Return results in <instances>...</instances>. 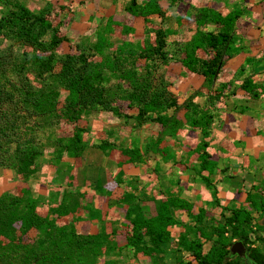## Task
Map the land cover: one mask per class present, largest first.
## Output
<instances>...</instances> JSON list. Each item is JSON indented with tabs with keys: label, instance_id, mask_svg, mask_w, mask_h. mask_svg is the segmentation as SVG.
Masks as SVG:
<instances>
[{
	"label": "trees",
	"instance_id": "16d2710c",
	"mask_svg": "<svg viewBox=\"0 0 264 264\" xmlns=\"http://www.w3.org/2000/svg\"><path fill=\"white\" fill-rule=\"evenodd\" d=\"M12 1L11 7L4 4L8 9L0 18V169L13 171L17 177L27 180L41 167L39 162L47 146L54 149L52 163L63 167V155L69 160L80 156L81 150L72 144L83 141L84 130L76 126L70 137H58L54 130L63 121L76 123L84 113L103 111L121 119L134 118L138 126L147 121L156 122L170 137L184 124L198 128L202 139L194 151L201 172L206 173L200 177L215 192L209 175L216 163L207 153L212 114L194 103L193 96L178 104L168 90L169 85L159 77V69L171 59L165 51V31L156 30L154 43L145 45L140 51L128 42L112 49L113 43L105 36L110 30L109 23L98 31L99 35L104 34L101 42H82L76 44L74 54L60 55L57 48L66 39L59 36V28L49 20L50 6L36 15L17 0ZM176 2L171 0V3ZM125 11L145 20L151 15L163 16L157 0H147L142 5L129 0ZM194 15L197 30L184 45L190 54L182 64L211 85L226 55L233 24L230 18L206 8L196 10ZM208 24H214L218 32L203 31ZM47 35L48 41L45 40ZM205 45L215 49L213 60L195 58L194 51ZM95 56L101 58V63L93 68L89 59ZM241 88L257 98L250 80L245 79ZM182 109L186 111L184 123L176 118ZM169 110H172L170 115ZM104 145L108 142L92 148ZM148 149L164 159L168 156L167 150L157 143L151 142ZM125 154L131 161L141 160L139 149L125 150ZM81 198L78 190H66L61 205L51 208L50 215L63 217L75 212L81 207ZM135 201L137 199L129 202L126 213L132 225L129 241L148 254V247L144 245L146 239L151 244L169 241L167 228L177 223L172 209L188 203L168 198L158 205L155 216L147 217ZM246 203L247 208L229 209L228 216L222 213L216 225H203L204 211L199 210L195 216L197 225L192 228V235L189 234L194 240L186 236L178 244L201 264H235L233 259L226 262L232 239L247 241L253 212L264 213V191L253 186ZM30 230L38 232L40 237L26 249L24 259L18 264H97L103 248L107 255L114 252L108 235L79 234L73 224L57 227L53 220L37 214L34 198L3 193L0 196V264H16L12 260L14 252L20 239ZM204 241L213 243L206 254L203 253ZM245 264H264V260L257 253H251Z\"/></svg>",
	"mask_w": 264,
	"mask_h": 264
},
{
	"label": "crops",
	"instance_id": "0c3cea01",
	"mask_svg": "<svg viewBox=\"0 0 264 264\" xmlns=\"http://www.w3.org/2000/svg\"><path fill=\"white\" fill-rule=\"evenodd\" d=\"M146 1L136 0L141 5ZM17 2L36 15L49 5L52 25L59 28V34L67 42L77 44L101 42L104 34L99 35L98 31L110 23L105 36L113 43V49L128 42L140 51L154 43L156 30L165 31V51L173 52L168 54L171 59L167 65L159 69V77L169 85L168 90L178 104L193 96L194 103L212 114L207 153L216 163L209 175L215 192L201 179L200 175L206 173L201 172L194 151L202 139L201 131L184 124L170 137L160 124L147 121L131 133L124 129L103 130L115 138L102 148L81 150L78 158L64 157L70 169L44 163L27 180L10 175L3 189L0 188V196L10 193L19 198H34L40 217L53 220L57 227L73 224L79 234L108 235L114 252L125 248L131 237L132 225L126 218L131 200L137 199L136 205L147 217L155 216L158 205L168 198L183 200L187 206L172 209L177 223L167 228L169 241L150 243L148 254L140 250L143 264H179L185 252L178 243L192 235L199 210L204 211L203 221L210 220L231 208H247L246 197L253 186L264 191V0H177L176 3L157 0L163 16L151 15L146 20L125 11L129 0ZM202 8L230 18L233 24L226 55L211 85L182 64L190 54L184 45L197 30L195 11ZM202 30L218 32L214 24ZM194 56L200 61H210L216 57V52L205 45L196 49ZM245 79L255 87L257 98L241 88ZM171 113L169 110L168 114ZM185 113L182 109L176 118L184 123ZM104 127L108 129V125ZM126 138L147 145L157 143L167 150L168 156L164 159L139 143L131 148L132 143L126 145ZM128 149H139L141 160L131 161L125 154ZM66 190L82 193L81 207L63 217L50 215L51 208L61 205ZM156 245L162 253L154 254L158 251ZM102 256H109L105 248ZM107 262L120 263L118 260Z\"/></svg>",
	"mask_w": 264,
	"mask_h": 264
},
{
	"label": "rangeland",
	"instance_id": "374dc122",
	"mask_svg": "<svg viewBox=\"0 0 264 264\" xmlns=\"http://www.w3.org/2000/svg\"><path fill=\"white\" fill-rule=\"evenodd\" d=\"M6 3V4H5ZM13 1L9 0H0V18L3 14L6 13L7 11V6L12 5ZM7 6H5V5ZM9 7V8H10ZM60 37H63L61 33L59 34ZM64 38V37H63ZM45 40H49V35L45 37ZM77 43L75 42H67L64 41L62 42L58 48L57 52L62 55L64 53H75V46ZM80 44V43H78ZM113 49V48H112ZM27 51H30L27 49ZM173 50H168L167 49V54L172 53ZM101 63V58L95 56L91 57L89 59V65L91 67H99ZM163 79V78H162ZM185 120V119H184ZM104 125H108V129L104 127ZM81 127L83 128V141L80 143H73L72 146L77 148L78 150H85L88 149L94 145H99L101 142H109V140H112L115 138L113 134H106L103 130H107L110 132L109 128H112L114 130H121L124 129V131L131 133L133 129H137L138 125L136 124V121L131 120V119H121L117 118L110 113L107 112H98V113H90L86 114L84 113L81 118L76 122H66L63 121L59 127H57L54 130V134L58 137H70L73 135L75 131V127ZM125 142H127L126 145L131 144V148L136 146L137 143H139L141 146L146 147L147 143L141 144L140 142H137L135 139H129L126 138ZM54 149L53 147L47 146L44 150V153L40 159V166L44 163H52V160L55 158V154L53 153ZM66 157V155H63ZM67 161V160H66ZM65 163V160H63ZM53 164V163H52ZM65 163L63 166H66ZM10 175L15 176L17 178V175L10 170H2L0 169V188L3 189L5 186V182H7V179L10 177ZM230 213L225 212V216H228ZM253 221L251 223V227L248 230L249 236L247 241H243L242 239H232V242H241L245 248V256L239 257V256H232L231 252L229 257L226 258V262L230 261L233 259V262L235 264H245L248 262L249 256L251 253H257L258 256H260L261 259L264 260V213H257L253 212ZM221 218V215L215 218H212L210 220L203 221V225L209 226V225H216ZM19 225H17V228ZM18 232L15 234V236H18ZM229 236V235H228ZM40 237L39 233L36 232L35 230H30L26 235H24L20 239V244H18V248L14 252L13 256V263H21V261L24 259V255L26 252V249H29L32 245L36 243L38 238ZM191 240H194V236H191ZM149 241L146 239L144 245L149 246ZM213 245L212 241H204L203 242V253L206 254L208 250L211 248ZM158 246V245H156ZM186 248V247H185ZM231 249V248H230ZM149 251V248H148ZM163 250L159 249L158 246V251H156L154 254H160L162 253ZM150 254V252H149ZM111 255V254H110ZM108 257H100L97 260V264H109L108 262L106 263V260H118L120 263L119 264H143L142 263V252L133 246V243L131 241H127V244L125 248H121L120 250L112 253V256ZM110 257V259H109ZM122 261V263H121ZM111 262V261H109ZM133 262V263H131ZM179 264H201L200 262L196 261L195 259L191 258L188 253L181 254V263Z\"/></svg>",
	"mask_w": 264,
	"mask_h": 264
},
{
	"label": "water",
	"instance_id": "95a60500",
	"mask_svg": "<svg viewBox=\"0 0 264 264\" xmlns=\"http://www.w3.org/2000/svg\"><path fill=\"white\" fill-rule=\"evenodd\" d=\"M231 255L232 256H245V248L241 242H235L230 249Z\"/></svg>",
	"mask_w": 264,
	"mask_h": 264
}]
</instances>
